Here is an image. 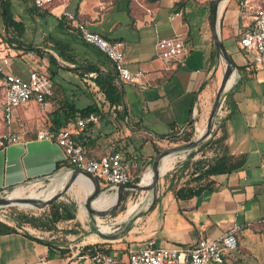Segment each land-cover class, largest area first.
<instances>
[{
	"label": "crops",
	"instance_id": "0c3cea01",
	"mask_svg": "<svg viewBox=\"0 0 264 264\" xmlns=\"http://www.w3.org/2000/svg\"><path fill=\"white\" fill-rule=\"evenodd\" d=\"M177 2L179 0H59L40 10L32 6L33 12L43 21L44 31L52 39L41 49L43 56L30 51V59L21 63L0 53V59L8 61L6 70L23 78L33 70L45 72L49 68L46 53L51 54L58 63L57 85L67 78L76 86V92L71 87L70 90L75 95L77 109L92 105L99 113L88 114L87 117L92 115L95 121L75 135L76 140L80 141L88 157H103L110 152L124 155L128 159L131 183L137 181L134 179L139 175L144 174V178L157 152L185 143L183 137H177L182 130L190 132L197 124L204 127V131L223 76L225 64L217 60L212 37V2L209 10L204 8L195 16L190 15L195 7L189 0L175 10ZM240 3L241 0H226L219 15V38L235 69L222 119L213 137L186 153L188 157L182 159L185 163L179 165L181 167L172 166L164 176L168 175L158 181L155 192L150 189L125 191L114 214L88 213L83 207L84 195L82 199L78 195L77 200L67 199L70 202L60 203L75 205L76 213L73 220L57 225L56 235L30 229L0 233V264H67L75 248L82 252L86 246L94 245L108 250L109 256L124 261L127 249L142 248L150 240L158 248H190L200 238L217 239L232 229H237L238 245L226 256L227 264H264V69H246L238 39L249 20L241 15ZM230 4L233 7H229ZM63 11L73 14L76 21L107 41L120 42L126 67L131 72H142L145 88L121 84L115 78L121 104L110 106L88 77L95 72H90L83 76L82 84L89 88L93 97L83 102L81 96H76L85 91L78 85L80 80L73 71L75 66L96 67L114 77L115 72L105 54L84 43L79 33L70 27ZM178 12L180 15L174 16ZM52 27L54 30L50 29ZM176 35L185 37L190 51L176 63L159 59L155 51L156 40ZM55 45L56 49L60 47L58 45L65 47L66 55L76 64L64 60L54 50ZM194 53L200 54L198 68L197 62L192 60ZM53 88L54 85L44 110L29 102L16 110L18 121L10 126L5 125L0 110L2 135L9 132L19 139L16 143H7L0 136V194L29 184L41 187L61 174L71 176L73 171L63 166L62 152L55 142L38 138L41 132L71 127L69 124L73 125L75 119L80 118L78 114L74 119L66 118L54 97ZM45 126L49 128L44 129ZM34 129L37 131L33 132ZM197 131L192 139L201 135ZM221 136L227 155L245 156L244 165L236 171L211 177L212 191H204L190 199H177L176 189L190 176L191 168L187 169V165L191 166L200 158L213 157L212 151L203 154L199 149ZM90 186L94 189L93 182L87 184L89 192ZM100 187L104 195L95 204L98 209L93 208L103 211L115 204L117 189L106 188L103 184ZM74 188L77 187L71 185L78 193L80 189ZM132 195L136 196L134 202ZM124 201L125 209L121 210ZM131 206L135 209L129 211ZM0 221L8 223L10 219L7 215L0 216ZM55 237L65 239L64 243H55L59 251H67V256L48 251L41 242L59 241ZM71 264L89 263L72 260Z\"/></svg>",
	"mask_w": 264,
	"mask_h": 264
},
{
	"label": "built area",
	"instance_id": "2783aa9c",
	"mask_svg": "<svg viewBox=\"0 0 264 264\" xmlns=\"http://www.w3.org/2000/svg\"><path fill=\"white\" fill-rule=\"evenodd\" d=\"M59 0H31L34 9H44ZM239 11L249 23L239 32L238 47L246 59V69H264V0H241ZM63 17L71 28L79 33L84 43L95 46L112 63L115 78L118 83L135 84L145 88L142 72H131L124 60L122 44L110 42L100 35L89 31L86 26L76 21L73 14L63 11ZM175 13L174 16H179ZM171 16L170 18H172ZM155 51L159 59L176 63L190 51V44L181 35L170 38H160L155 42ZM8 61L0 59V91L2 101L0 109L6 126L17 122L16 110L29 102L35 103L44 110L52 96V81L45 72L30 71L23 78L6 70ZM95 74H88L93 78ZM225 101V100H224ZM224 103L221 113L224 112ZM95 121L90 115L87 118H77L68 128L56 131H44L38 138L53 140L62 152V160L70 166V171L88 173L96 177L100 183L105 182L107 188L116 190L132 182L128 164L119 152H110L99 160L88 159L84 149L75 138L89 123ZM7 143H16L17 135L7 132L1 136ZM50 179V181H53ZM3 217V216H2ZM237 229L224 233L217 239L200 238L190 248H158L154 241H148L139 249H127L126 260H117L105 253L96 252L93 255L82 254L75 248L74 254L68 259L85 261L89 264H227L226 256L237 248ZM70 248H72L70 246Z\"/></svg>",
	"mask_w": 264,
	"mask_h": 264
},
{
	"label": "trees",
	"instance_id": "16d2710c",
	"mask_svg": "<svg viewBox=\"0 0 264 264\" xmlns=\"http://www.w3.org/2000/svg\"><path fill=\"white\" fill-rule=\"evenodd\" d=\"M187 0H179V2L175 3V10L183 7ZM212 2V1H211ZM4 26L5 29L12 30L15 34V41L18 42V49H25L28 51L34 52L37 56H43V51L41 49L35 48L32 45H23L20 41V38L24 32V25L21 21H15L9 11V2L7 0L4 1ZM56 44V43H55ZM56 49V45L53 46L54 50L58 51L59 55L66 61L76 64V61L71 57L66 55V49L62 45ZM22 52V51H20ZM47 60L49 63V68L45 71V74L51 79L54 85V92L60 89L61 85H57V82L54 81L56 76V71L58 68V63L56 59L51 55L46 53ZM192 60L196 63V67H199L200 64V54L194 53L192 55ZM73 69L76 74H78L80 82L84 79L83 76L90 73L95 72V77L92 78V82L98 88V90L103 94L104 100L110 105L115 106L121 104V94L118 86L116 85L114 79V75L110 72L100 71L96 67L91 66H75ZM59 86L58 88H56ZM54 93V94H55ZM56 96V95H55ZM54 96V97H55ZM225 104V103H224ZM59 105V104H58ZM60 109L63 110L67 119H74L76 115L80 116V118H85L89 113L99 114L98 110L95 106H87L83 109H77L74 101H68L65 97V102L63 105H59ZM87 126V125H86ZM85 126V127H86ZM89 126V125H88ZM44 129H48L49 127L45 126ZM85 129V128H84ZM37 130L34 129L33 132ZM191 132L185 133L182 132V136L188 134L187 138L183 137V141L187 142L191 138ZM189 142V141H188ZM80 143V141H79ZM81 144V143H80ZM4 145V143L2 144ZM203 151L202 153H206L208 151H212L214 156L211 158H200L192 162L191 166H188L187 169L191 168L189 171V178L184 185L176 189L175 196L177 199H190L195 196L200 195L204 191H212L214 182L211 177L227 174L233 171L240 169L245 163V156H229L227 155L226 146L224 145V137L221 136L219 138H214L212 141L207 143V145L201 146L200 149ZM160 152H157L158 154ZM86 158L99 160L102 156L99 157H88L86 152L84 151ZM124 157V155H123ZM125 162L128 161L127 158L124 157ZM65 164V165H64ZM63 166L66 168H70V166L63 162ZM137 180V179H134ZM76 206L73 204H60V205H52L47 209H42L41 213H27L15 210L8 211V217L10 221L8 223H2L0 221V233H7L12 231H26V230H34L40 233H49L50 235H56L58 232L57 225L67 220H73L75 218ZM55 239L59 241L50 242L41 241L47 247L50 252H60V256H67V251H59L58 246L55 242L64 243L65 239L62 237H55ZM96 252H102L109 255L108 250H102L98 248V246H86L82 249V254L93 255Z\"/></svg>",
	"mask_w": 264,
	"mask_h": 264
},
{
	"label": "water",
	"instance_id": "95a60500",
	"mask_svg": "<svg viewBox=\"0 0 264 264\" xmlns=\"http://www.w3.org/2000/svg\"><path fill=\"white\" fill-rule=\"evenodd\" d=\"M226 0H213L211 3V21H212V37H213V42H214V46H215V52H216V57L217 60L220 61L222 60L225 64L224 67V71H223V76L221 79V82L217 88L214 100H213V105L206 123V127L204 129V131L201 133V135H199L195 141L193 142H189L186 145H181V146H176V147H172L169 149H166L162 152H160L156 157H154L152 159V163H151V168L150 171L152 173V184L151 187H144L142 185V178L143 175L140 177L139 180L135 181L134 183H130L127 186H120L117 188V192L115 194V204L112 207H108L106 209H104L103 211L100 210H96L93 208L92 203L100 196V195H104V193L101 191V183L100 181L88 174V173H80L76 170H74L71 174V178L74 177H79V176H83V177H87L89 178L93 184H94V190L93 192L89 193L87 196H84L83 202L84 205L83 207L86 209V211L90 214H94V215H108L113 213L116 209H118L120 203L122 202V197L125 191H140V190H152V191H156L157 188V184L158 181L161 177H163L167 172L165 173H160L159 170V164L161 159L164 157L165 154L169 153V152H173V151H181V150H188L187 154L190 153L192 150H195L196 148H198L201 144L206 143L209 139H211L213 137V135L216 132V129L218 128L220 121L222 119V113H221V109H222V105L224 103V100L226 98V94L229 90V88L231 87V84L227 87V83L229 81H233V70L235 69L234 64L232 63L230 57L227 55L222 42L220 41L219 38V15L221 12V5L225 3ZM188 155H186L187 157ZM184 157V158H186ZM173 168V167H172ZM171 168V169H172ZM170 169V170H171ZM51 182H49V184L51 185ZM46 185V184H45ZM49 185V186H50ZM49 186H47L46 188H44L43 190H41L40 192L36 193L35 191L37 190H32L34 191V194L39 195L37 198L32 199V198H27L26 196L28 195H22L20 193L19 196H21L18 199H12L11 198V194L14 192V190H12L10 193H4V194H0V210L3 208H8L11 206H19V204H27L30 205V207L28 208H33V209H43L45 207H49L52 205H57L60 203H65V202H70L69 200L65 199L62 200V198L64 196H66L69 192H71L75 197L76 194L78 195V193L75 190L71 189V183L66 181V183L62 186V188L55 193L54 195H52L51 197L44 199L43 196L46 194V191L49 189ZM42 187V186H41ZM82 206V205H81Z\"/></svg>",
	"mask_w": 264,
	"mask_h": 264
},
{
	"label": "rangeland",
	"instance_id": "374dc122",
	"mask_svg": "<svg viewBox=\"0 0 264 264\" xmlns=\"http://www.w3.org/2000/svg\"><path fill=\"white\" fill-rule=\"evenodd\" d=\"M4 1L5 0H0V53L4 54L6 57L18 59L17 61H20L21 63H26V61H28L27 59H30V57H31V55H29L30 51L25 50V49H21V50L18 49L17 47H19L18 46L19 44H18V42H16L14 40L15 39V34L13 33L12 30H8L7 31L5 29L4 18H3ZM7 1L9 2V11H10L13 19L15 21H21L23 23V25H24V32H23L22 37L20 38L21 43L23 45H32L33 47L38 48V49L45 48L46 44L51 42L52 39L44 31V29H43V21L40 18V15L35 14L33 12L31 0H7ZM211 1H213V0H189L190 5L195 7V9L191 10L190 15L191 16H192V14H194L193 16L199 15L204 10V8L209 10V6H210ZM229 7H233V4H230ZM234 7H235V5H234ZM44 25L47 26V24H44ZM47 28H48V26H47ZM50 29L54 30L53 27L50 28ZM20 51H22V52H20ZM14 65H18V64L15 63ZM19 69L20 68H18V70ZM54 81L56 82V81H58V79L55 78ZM59 85H61L60 89H58L56 91V96H55V99L57 100V103L59 105H63V103L65 102V97L67 98L68 101H74L75 95L71 92L70 87L74 89L72 91L76 92V86L71 84L68 81L67 78L61 79ZM78 85H79L81 90L85 91L83 93V95L76 94V96H78V97L81 96L83 98L82 99L83 102L87 101L88 97H90V98L93 97L92 93L89 91V88L88 87L86 88V86L84 84H82V82L79 81ZM1 100H2V97H1V91H0V104H1ZM2 124L3 123H2L1 118H0V136L3 133V128H2L3 125ZM197 128H198V125L196 124L194 130L192 129L190 131L191 132L190 133L191 134V138L188 141H190L192 139L194 133H196V135L198 134ZM185 133L189 134V132H185ZM188 134L182 136V134L180 133V134H178L177 137L187 138ZM188 141L185 142V143H179L177 145L180 146V145L186 144V143H188ZM177 145H174V146H169L168 145V146L170 148H172V147H176ZM169 147H167V148H169ZM182 163H185V160L179 159V160H177L174 163L175 165L173 164V166L175 168L177 165L179 166ZM179 167H181V166H179ZM170 171H168L167 173H169ZM63 175L64 174H61L58 177H56L55 180H53L51 182V185L49 183H47L46 185H43L42 187H39L38 185L34 186V185L29 184V185H25V186H22V187H19V188H16V189H12V190L18 191V192L21 191L20 193L24 196V195H28L32 190L35 191L36 189L37 190L35 192L38 193V192H40L41 190H43L44 188H46L47 186L50 185L49 189L46 191V194H45V195H47L48 193H50V187L53 184H55L57 181H59L63 177ZM141 176L142 175H139V177L135 178V179L139 180ZM166 176L160 178L159 181L162 180L163 178H165ZM58 184H60V187H59V190H60L65 183L64 182H59ZM102 184H103L104 187L107 188V186H106L107 184L105 182H102ZM72 186H74V187L76 186L77 188H74V189H78L79 190V187L77 185H72ZM56 189H57V187H55V189H54L52 194H54ZM12 190L8 191L7 193H10ZM82 191H81V189L78 191V195H79V197H81V199L83 198V195H84ZM20 193L15 198H20L21 197V196H19ZM78 195L76 194V196H78ZM132 197H133L132 200L134 202L136 196L132 195ZM65 199H69V200L70 199H75V200H77L76 197L71 192H69L66 196H64L62 198V200H65ZM47 208H48V206L43 208V209H47ZM120 209L121 210L125 209V201L123 202V204L120 207ZM9 210H11V211L15 210V211H21V212H27V213H31V212L41 213L42 212V209H33V208H24V207H20V206H11V207H8V208L1 209L0 210V216L8 215V211ZM114 213H112V214H114Z\"/></svg>",
	"mask_w": 264,
	"mask_h": 264
},
{
	"label": "bare ground",
	"instance_id": "6f19581e",
	"mask_svg": "<svg viewBox=\"0 0 264 264\" xmlns=\"http://www.w3.org/2000/svg\"><path fill=\"white\" fill-rule=\"evenodd\" d=\"M223 6V4L221 5V7ZM231 84V81H229L228 83H227V87L229 86ZM203 128L204 127H198L197 128V130H199V133L201 134L202 132H203ZM181 132H184L183 130L181 131ZM180 132V133H181ZM197 138V137H196ZM196 138H194V139H192V140H190L189 142L191 143V142H193V141H195L196 140ZM188 142V143H189ZM188 143H186V144H188ZM186 144H183V145H186ZM182 145V146H183ZM181 146V145H180ZM187 151L188 150H181V151H173V152H169V153H167V154H165L164 155V157L161 159V161H160V164H159V170H160V173L162 174V173H165V172H167L172 166H173V164L177 161V160H179V159H183L184 157H185V155H186V153H187ZM162 152V151H161ZM159 154V153H158ZM157 154V155H158ZM156 155V156H157ZM170 155V156H169ZM155 156V157H156ZM168 156V157H167ZM150 168H151V165H150V167H149V170L146 172V174H145V176H144V178H142V185L144 186V187H147L148 185H149V187H151V184H152V173H151V171H150ZM69 177V178H68ZM67 179H68V182H70L71 183V185H77L78 187H79V189H81V190H83V194H84V196H87L88 194V192H89V190L87 189V184H89V185H92V181L89 179V178H87V177H83V176H79V177H74V178H71V176H69L68 175V173H66V174H64L63 175V177L59 180V181H57L55 184H53L51 187H50V193H48L47 195H45L43 198L44 199H42V200H45V199H47V198H49V197H51L53 194V191H54V189H55V187H58V185H60V184H58L59 182H64V183H66V181H67ZM150 183V184H149ZM76 187V186H75ZM86 187V188H85ZM91 187V190H90V192L89 193H91V192H93V190L94 189H92V186H90ZM86 189H87V191H86ZM145 191V190H144ZM21 192V191H20ZM20 192H18V191H14L12 194H11V198L12 199H18V198H15ZM39 195H37V194H34V191H31L30 192V194L28 195V196H26L27 198H32V199H35V198H37ZM102 195H100L97 199H96V201L94 202V203H92L93 204V207L94 208H96V209H98V207L97 206H95V204L97 203V201L99 200V198L101 197ZM145 196V195H144ZM145 198V197H144ZM143 201V200H142ZM140 205V204H139ZM138 205V206H139ZM19 206L20 207H24V208H28V207H30V205H27V204H19ZM134 208V206H131L128 210L130 211V210H132ZM137 208V207H136ZM135 209V208H134ZM124 214V213H123ZM134 214V213H133ZM132 215V214H131ZM100 231L101 232H103L104 231V229H100Z\"/></svg>",
	"mask_w": 264,
	"mask_h": 264
}]
</instances>
